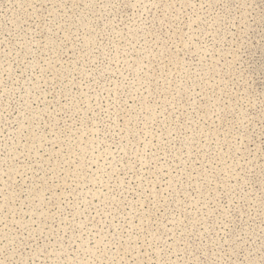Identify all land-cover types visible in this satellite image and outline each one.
I'll list each match as a JSON object with an SVG mask.
<instances>
[{"label":"rangeland","instance_id":"rangeland-1","mask_svg":"<svg viewBox=\"0 0 264 264\" xmlns=\"http://www.w3.org/2000/svg\"><path fill=\"white\" fill-rule=\"evenodd\" d=\"M0 264H264V0H0Z\"/></svg>","mask_w":264,"mask_h":264}]
</instances>
